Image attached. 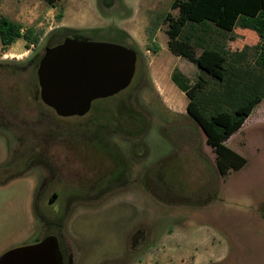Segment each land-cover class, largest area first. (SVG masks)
<instances>
[{"label": "rangeland", "instance_id": "rangeland-1", "mask_svg": "<svg viewBox=\"0 0 264 264\" xmlns=\"http://www.w3.org/2000/svg\"><path fill=\"white\" fill-rule=\"evenodd\" d=\"M171 3L0 0V16L41 33L29 48L0 46V256L54 236L63 264H264V99L226 142L247 163L220 176L175 84L178 71L188 88L200 71L167 47ZM66 7L69 19L82 10L112 24L70 38L135 52L133 80L112 103L133 122L106 133L101 120L93 134L87 119L58 118L41 103L36 70L45 48L67 38L55 32ZM205 78L204 104L214 97Z\"/></svg>", "mask_w": 264, "mask_h": 264}, {"label": "trees", "instance_id": "trees-1", "mask_svg": "<svg viewBox=\"0 0 264 264\" xmlns=\"http://www.w3.org/2000/svg\"><path fill=\"white\" fill-rule=\"evenodd\" d=\"M44 1L52 6L59 3V0ZM171 9L178 10V14L177 17L169 12L165 14L167 47L174 56L194 64L200 71L197 80L183 90L188 101L186 112L204 132L206 145L215 154L217 172L225 176L247 163L225 142L242 127L264 99V0H172ZM60 16H57L58 20ZM55 32L62 37L82 33L66 28ZM154 32L153 28L148 29L150 41ZM40 36L41 33L34 28L22 29L20 24L0 16L2 48H8L18 40H23L29 48L37 44ZM250 52L253 53L252 61L248 60ZM205 76L209 77V86L214 89L212 101L206 104L203 103L205 98L199 95L208 82ZM123 92L94 101L90 110L92 114L88 115L89 112L82 117L87 119L86 128H91L93 134L99 133L101 127L94 123L104 120L109 122L104 126L108 133L127 119L133 122L136 119L133 113L112 105ZM143 128L137 133L140 134ZM34 152L38 153L37 149Z\"/></svg>", "mask_w": 264, "mask_h": 264}, {"label": "water", "instance_id": "water-1", "mask_svg": "<svg viewBox=\"0 0 264 264\" xmlns=\"http://www.w3.org/2000/svg\"><path fill=\"white\" fill-rule=\"evenodd\" d=\"M136 61L135 52L128 48L67 37L45 48L38 63L39 99L58 118L84 117L94 101L129 87ZM0 264H63L59 241L47 236L11 249L0 256Z\"/></svg>", "mask_w": 264, "mask_h": 264}, {"label": "crops", "instance_id": "crops-1", "mask_svg": "<svg viewBox=\"0 0 264 264\" xmlns=\"http://www.w3.org/2000/svg\"><path fill=\"white\" fill-rule=\"evenodd\" d=\"M68 10H69L68 7L64 8L62 10V12H61L62 14L60 16L59 21L57 22V25H56V28L57 29L66 28V29H72V30L84 32V31H92V30H102V29H104V28L112 25V24H109V22H107L108 24L107 23L106 24H98L99 23L98 22V20H99V17H98L99 14L98 13L94 15L97 21L95 23H93L91 16L86 15L84 13V11H82V10H80L75 15V18L74 19H69L67 17L68 16V12H69ZM125 23H126V21H125ZM118 28H120V27H118ZM120 29L123 32H125L126 34L128 33L127 34L128 36H130L134 41H136L138 44H140L139 43L140 39L135 38L134 35H133V33L131 32V30H129L128 28H123V27L120 28ZM177 58L182 59L180 57H177ZM178 74H179V77H181V78H178V80H177L178 82L175 83V84H176V86L178 87V89L180 91H183V90H185V89L188 88L187 87V85H188L187 78L180 71H178ZM172 76L174 78V74ZM246 121L244 122V124L242 125V127L245 125ZM242 127L238 131H236L227 141L231 140L235 136L236 133H238L239 131H241L242 130ZM226 142H225V144H226ZM157 258L159 259V257H157ZM150 260H151V257H148V259H147L148 263L150 262ZM143 264H145V263H143Z\"/></svg>", "mask_w": 264, "mask_h": 264}, {"label": "flooded vegetation", "instance_id": "flooded-vegetation-1", "mask_svg": "<svg viewBox=\"0 0 264 264\" xmlns=\"http://www.w3.org/2000/svg\"><path fill=\"white\" fill-rule=\"evenodd\" d=\"M53 196H56V195H52V196H51V198L49 199V204L52 203V201H53Z\"/></svg>", "mask_w": 264, "mask_h": 264}]
</instances>
